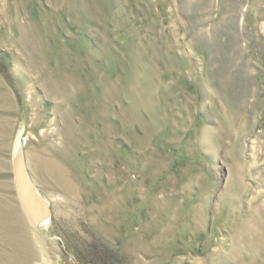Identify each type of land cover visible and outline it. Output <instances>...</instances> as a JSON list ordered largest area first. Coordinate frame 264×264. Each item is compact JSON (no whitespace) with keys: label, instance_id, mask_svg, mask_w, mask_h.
I'll return each instance as SVG.
<instances>
[{"label":"rangeland","instance_id":"rangeland-1","mask_svg":"<svg viewBox=\"0 0 264 264\" xmlns=\"http://www.w3.org/2000/svg\"><path fill=\"white\" fill-rule=\"evenodd\" d=\"M0 264H264V0H0Z\"/></svg>","mask_w":264,"mask_h":264},{"label":"water","instance_id":"water-1","mask_svg":"<svg viewBox=\"0 0 264 264\" xmlns=\"http://www.w3.org/2000/svg\"><path fill=\"white\" fill-rule=\"evenodd\" d=\"M20 164H19L18 169H17V177H16V179H17V190H18L20 198L24 202L25 211L28 212L29 214H32L33 212L36 211L33 209H35L34 203L38 202L37 199L40 201V203L42 201H41V199H39V196H38L40 194H38L34 191V190H36V188L31 183L29 176L25 171L24 166L23 165L20 166ZM41 206L44 208L42 203H41ZM45 209L46 210L43 209L42 213H46V211H47L48 215H50L49 214V208L47 207Z\"/></svg>","mask_w":264,"mask_h":264},{"label":"bare ground","instance_id":"bare-ground-1","mask_svg":"<svg viewBox=\"0 0 264 264\" xmlns=\"http://www.w3.org/2000/svg\"><path fill=\"white\" fill-rule=\"evenodd\" d=\"M19 166V165H18ZM18 166H17V169H18ZM33 188V187H32ZM35 192H36V190H34ZM37 193V192H36ZM39 196V199H41V203L43 204V206H44V208L41 206V203H40V201L37 199V201L38 202H36V203H34V205H35V209H33V210H36L35 212H33L32 214H29L28 212H26V214L28 215V217L30 218V220L34 223V224H36V225H38L43 219H46L49 215H48V213H47V211H46V213H42L43 212V209L44 210H46L45 208H47L48 206H47V204L43 201V199L40 197V195H38ZM21 199V198H20ZM21 202H22V206H23V208H24V210H25V205H24V202H23V200L21 199Z\"/></svg>","mask_w":264,"mask_h":264}]
</instances>
